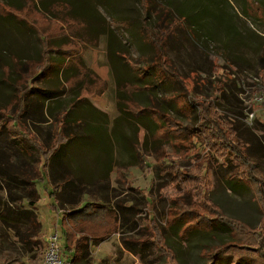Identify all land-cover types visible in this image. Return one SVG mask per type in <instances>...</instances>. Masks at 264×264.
<instances>
[{
  "label": "rangeland",
  "instance_id": "rangeland-1",
  "mask_svg": "<svg viewBox=\"0 0 264 264\" xmlns=\"http://www.w3.org/2000/svg\"><path fill=\"white\" fill-rule=\"evenodd\" d=\"M35 1L0 0V264H33L36 254L40 255V264L45 236L51 231L58 232L51 205L53 198L44 186L51 187L68 177L74 181L73 188L55 191L59 207L77 208L88 202L110 208L117 207V203L123 206L119 210V230L98 246L89 243L77 264H162L164 255L148 229L151 219L161 228L180 264H209L213 247L230 239L228 229L218 224L211 231L195 230L181 237L178 228L168 226L167 222L173 211L181 212L189 206L199 209L205 203L213 202L224 215L246 223L253 228V238H259L263 234L264 210L249 186L232 176L236 166L222 164L221 156L215 152L205 160L203 146L195 137L177 141L147 118L134 121L130 115L128 120L118 110L116 98L126 96L117 89L119 82H135L140 86L133 93L138 103L149 105L150 94L168 117L193 124L198 110L189 98L209 99L215 93L216 82L222 80L223 93L218 97L217 110L234 124L248 146L249 156L264 175V108L251 103L253 96L264 89V0H151L145 12L140 0H74L80 23L84 17L94 21L93 28L99 26V21L109 27L110 32L100 36L95 47L72 37V31L75 34L78 31L70 29L75 26L71 22L48 18L37 11ZM160 6L173 11L174 31L166 47L180 77H171L172 80L165 77L168 76L165 72L148 65L153 50L141 31V25L152 31L158 29L163 20ZM163 17L165 23L170 21V17ZM23 19L41 35L67 32L77 45L72 40L65 47L68 46L69 52L77 48L81 67L94 71V75L85 78L88 85L85 90L80 84L72 89L67 87L63 95L42 99V104L36 103L37 107L28 99L36 112L30 110L23 119L26 130L33 131L39 141L49 145L56 130L55 109L60 115L64 109L70 110L72 115L69 102L80 92L99 108L90 120L97 123L92 124L91 132L100 134V138L89 137L91 143L85 145L83 141L75 142L71 149L65 150L64 161L55 158L39 168L42 159L37 152L21 151L3 123L4 120L10 123L5 118L9 113L3 108L12 103L21 88L16 81L19 74L22 77L30 74L24 66L19 70L17 62L40 54V44L26 33ZM78 72L72 70L66 75ZM177 81L189 91V98L174 99L177 91H183ZM28 83L31 84V79ZM40 84L36 86L46 88ZM33 95L44 96L36 89ZM75 106L80 110L82 105L76 101ZM40 109L50 116L48 121H35L40 117ZM130 109L134 111L133 107ZM252 112L254 116L250 117ZM77 132L81 133V126ZM168 166L186 172L198 166L203 179L198 187H192L177 180ZM33 186L38 197L32 207L29 201ZM197 192L208 195L210 201H204ZM68 194L76 196L77 201L64 202ZM26 210H33L37 225L27 218ZM234 244L237 246L234 254L238 256L255 254L257 250L254 244ZM70 252L73 255V250ZM66 255L69 259L71 254L67 251Z\"/></svg>",
  "mask_w": 264,
  "mask_h": 264
},
{
  "label": "trees",
  "instance_id": "trees-1",
  "mask_svg": "<svg viewBox=\"0 0 264 264\" xmlns=\"http://www.w3.org/2000/svg\"><path fill=\"white\" fill-rule=\"evenodd\" d=\"M32 1L34 3V0ZM140 1L144 12L148 11L152 1ZM37 2L39 6H37ZM160 7L161 9L163 8L161 11L163 20L159 23V27L156 31H152L144 25H141L144 40L153 50V55L148 65L150 68H157L159 71L168 74V76H165L168 79L171 77H180V75L175 73L176 71L167 55L166 47L168 38L172 35V31H174L172 28V22L174 21L173 11L168 8L165 9L163 6ZM35 8L48 18H60L74 24L75 26H71L70 29L77 30L78 33L75 34V32L72 31V37L79 42L83 40L87 46H97L100 36L109 31V27L102 21H99V26L97 28H93L92 24L94 21L90 22L88 18L81 17L82 21L80 23V14L76 12L74 0H36ZM164 15H166V18L170 17L169 22L165 23ZM23 20L27 24L25 29L26 33H28L30 37L31 35L34 36L35 39L38 40L40 44V54L37 58L31 57L26 58V60L21 63L17 62V64H20L19 70L21 66H24L26 72L30 74H26L25 77L19 74V78L16 81L19 82L21 88L14 94L12 103L6 104V107L3 108V111L5 110L9 113L5 118H9L10 123L8 124L5 120L3 123L7 133L12 136V139L21 151L29 152V150H33L37 152L38 156L42 159L41 163L38 165L39 168L44 164L46 165L49 160L55 158L64 161L65 153L67 152L65 150L71 149L73 143L83 141V145H85L91 143L92 138L94 140L96 136L100 138V134L97 135L91 132L94 126L90 124L87 118H90L89 116L92 113L91 109L94 108L85 97L81 96L80 92L79 96L69 102L70 108L73 107L71 111H74L72 115L70 110L64 109L60 115L59 110L55 109L54 119L56 130L53 133L50 144L45 145L36 138L33 131L28 132L26 130V124L23 119H25L26 114H28L30 110L34 113L36 112L33 106H29L27 100L30 99L32 103H35V107H37L36 103L42 104V99H55L63 95L67 87L72 89L75 88L77 84H80L85 90V87L87 88L88 86H86L85 78L91 77L92 74L94 75V71L90 68L86 70L81 67L80 54L77 48L69 52L68 46L65 47V45L70 44L73 40L67 32L55 36L41 35L34 25L25 19ZM76 20L78 21L76 22ZM72 44L77 45L74 40ZM115 52L116 55H118V51H114V54ZM53 53L55 55H52ZM121 54H119V56L132 67L131 63L127 61V58L123 57ZM213 66H216L215 69L218 68L214 62ZM72 70H75L78 74L66 75V72H71ZM16 72L19 71L17 70ZM131 75L133 76L132 72ZM29 79H31V84L28 83ZM37 83H41L40 85L46 86V88L43 90L42 88H38L36 86ZM178 83L182 86L183 91L176 90L177 93L174 99L181 101L182 99L189 98V91L182 82ZM222 84V80L216 82L215 93L209 99L208 97H196L192 101V99L189 98L198 110L196 121L193 124H183L176 118L173 119L168 117L167 115L169 114H166L167 112L162 111L155 105L153 96L150 94L148 95L149 105L138 103L133 98V93L138 91L137 89H139L140 86L131 81L118 83L119 86L117 85V89L123 91L126 96L123 98H116L117 108L123 115L128 116V120H130V115L133 116L134 121H142L146 118L149 119L154 122L165 135L169 133L174 140L189 141L191 137H195L197 142L203 146L202 150L204 151L205 156L203 157L205 160H208L209 155L215 152L218 156H221L222 164L236 166V170L233 172L232 176L241 179L249 186L254 195L257 196V200L264 210V175L259 170L257 163L249 156L248 146L238 135L234 124L217 110L218 97L220 93H223ZM142 87L146 88V85ZM35 89L42 92L44 96L42 98L35 95L31 96ZM76 101L80 102L82 105L80 110L75 108ZM132 107L134 111H131L130 108ZM50 115L52 116V112H50ZM39 116L40 117L35 120L38 123L48 121L50 117L46 115L42 109H40ZM80 126L81 133L77 132V128ZM89 137H91V140L88 139ZM197 167L198 166H195L192 170H188V172L179 171L176 166H168V169L176 173L175 177L177 180H181L183 183H190L189 185L192 187H198V183L203 178L199 175ZM36 171L38 172L37 169ZM72 182H74L73 179L69 177L65 178L64 181L53 185L51 192H49V195L56 201L54 206L57 209L60 208L63 210L61 223L64 226L63 249L66 256L64 264H77L81 260L84 252L88 250L89 243L93 246H98L101 242L108 239L112 233L117 232L121 226L119 210L123 209V206L119 203H117V207L110 208L103 204H94L90 202L80 205L77 208L71 207L63 209L59 207L60 205H58L59 203L57 204L58 199L56 198L55 191L60 188H62L63 191H70L71 188H73L71 186ZM30 191L32 198L29 201V205L33 207L38 195L34 186L30 187ZM197 193L204 201H210L208 195L202 192ZM68 195L69 196L64 202L73 204L77 201L76 196L73 194ZM61 196L63 195L61 194ZM211 204L212 205L205 203L202 207H199V209L195 206H189L184 208L181 212L173 211L171 213L172 216H169V221L167 220L168 226L177 227L179 236L185 237L191 231L198 230L208 232L211 231L214 226L222 224L228 229L230 239L213 247L210 251L211 261L209 264H264V219H262L261 222L263 234L259 235V238H256V236L253 238V228L239 219L224 215L218 205L215 203L213 204V202ZM26 214L27 218L34 225L38 224L33 210H26ZM148 229L152 237H154L153 240L155 245H157L164 255L162 264H180L175 250L167 244L161 228L154 219L150 220ZM237 242L241 245H256L257 250L255 254L235 255L234 249L237 246L234 243ZM71 250H73V255L70 252ZM67 251L71 254L69 259V256L66 255ZM39 260L40 255L36 254L33 264H38Z\"/></svg>",
  "mask_w": 264,
  "mask_h": 264
},
{
  "label": "built area",
  "instance_id": "built-area-1",
  "mask_svg": "<svg viewBox=\"0 0 264 264\" xmlns=\"http://www.w3.org/2000/svg\"><path fill=\"white\" fill-rule=\"evenodd\" d=\"M251 103L257 104L264 108V89L256 93ZM254 116V112L250 114V117ZM44 250L40 264H64V249L61 237L57 231L49 232L44 238Z\"/></svg>",
  "mask_w": 264,
  "mask_h": 264
},
{
  "label": "crops",
  "instance_id": "crops-1",
  "mask_svg": "<svg viewBox=\"0 0 264 264\" xmlns=\"http://www.w3.org/2000/svg\"><path fill=\"white\" fill-rule=\"evenodd\" d=\"M37 4V6H39V3L37 2L36 3ZM18 9V8H17ZM52 55H55L54 53L52 54ZM82 97H84L83 95H82ZM92 104V103H91ZM92 106H93V108L94 109H91V116L93 115V113H94V111L95 112H99V108H97V106L94 104H92ZM91 116H89L90 118H87L88 119V121L90 122V124H97V123H95V121L94 120H90V119H92V117ZM44 189H45V191H46V193L49 195V192H51V190H52V185H51V187H49V186H44ZM51 189V190H50ZM53 198V197H52ZM56 201H55V199L53 198V201L51 202L52 204V207H53V209H54V216H55V223H56V226H57V229H58V234L60 235V237H61V241H63L64 242V239H63V237H64V226L62 225V223H61V220H62V216H63V210L62 209H60V208H56L55 206H54V203H55ZM33 206H35V205H33ZM106 241V240H105ZM104 242V241H103ZM103 242H101V243H103ZM100 243V244H101Z\"/></svg>",
  "mask_w": 264,
  "mask_h": 264
}]
</instances>
